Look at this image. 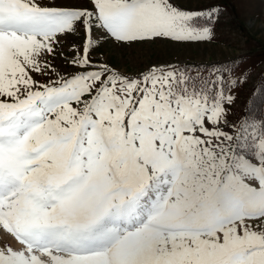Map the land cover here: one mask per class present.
<instances>
[{
  "label": "snow or ice",
  "instance_id": "obj_1",
  "mask_svg": "<svg viewBox=\"0 0 264 264\" xmlns=\"http://www.w3.org/2000/svg\"><path fill=\"white\" fill-rule=\"evenodd\" d=\"M186 2L0 0V264H264V115L233 111L240 61L93 56L211 42L224 9Z\"/></svg>",
  "mask_w": 264,
  "mask_h": 264
},
{
  "label": "rangeland",
  "instance_id": "obj_2",
  "mask_svg": "<svg viewBox=\"0 0 264 264\" xmlns=\"http://www.w3.org/2000/svg\"><path fill=\"white\" fill-rule=\"evenodd\" d=\"M209 4L219 5L224 9L215 25V37L211 42L176 44L158 41L155 45L131 53L103 45L93 56L100 60L107 58L109 64L128 73L160 63L211 65L240 61L235 74L238 76L247 70V82L234 90L237 99L233 111L242 115L248 97L264 71V0H187L184 7L197 10ZM74 39L71 36L67 38L63 45L65 50ZM54 64L60 67L63 61L58 57ZM70 70L61 68V71Z\"/></svg>",
  "mask_w": 264,
  "mask_h": 264
},
{
  "label": "trees",
  "instance_id": "obj_3",
  "mask_svg": "<svg viewBox=\"0 0 264 264\" xmlns=\"http://www.w3.org/2000/svg\"><path fill=\"white\" fill-rule=\"evenodd\" d=\"M264 72L260 76L259 83L257 84L256 88L250 94L248 101L251 99L253 101L251 105V111L248 113L252 116H260L262 115V108L264 104ZM248 102L245 106V109L248 108ZM245 114V110H244Z\"/></svg>",
  "mask_w": 264,
  "mask_h": 264
}]
</instances>
